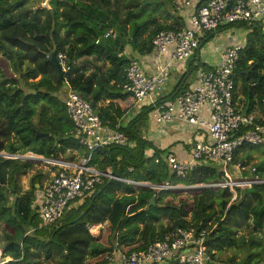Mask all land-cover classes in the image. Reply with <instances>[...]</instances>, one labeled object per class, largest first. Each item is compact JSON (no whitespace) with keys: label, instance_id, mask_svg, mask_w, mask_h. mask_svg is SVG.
Instances as JSON below:
<instances>
[{"label":"trees","instance_id":"trees-1","mask_svg":"<svg viewBox=\"0 0 264 264\" xmlns=\"http://www.w3.org/2000/svg\"><path fill=\"white\" fill-rule=\"evenodd\" d=\"M32 1L0 0V153L36 155H28L30 160L68 157L73 161L75 152L88 154L71 134L74 125L65 105L66 82L92 104L104 126L114 129L125 115L119 102L131 98L119 87L126 82V70L133 59L125 54L126 49L140 56L151 55L159 32L177 31L188 24L177 5L168 0H149L151 3L143 6L133 0H49L50 9L33 7ZM153 2L158 7L148 12ZM168 2L173 11L167 10ZM160 11L165 22L156 16ZM239 27L242 25H228L216 32ZM109 30L115 31V39H104ZM214 33L206 34L201 48ZM262 38L258 29L247 37L236 70L235 100L248 114L261 110L264 99ZM199 52L189 66L209 71L201 61L196 62ZM53 53L58 60L60 55L67 58L64 82L50 62ZM7 62L21 79L8 75ZM189 73L182 75L174 92L161 97V102L189 89ZM36 79L40 80L31 82ZM153 110L145 105L127 125L122 124L129 145L92 154L89 166L101 173L111 170L115 179L104 178L91 197L71 203L63 218L49 228L39 229L33 209L42 189L41 175L32 179L30 191L22 192L20 185L21 178L34 168L32 161L0 158L4 180L0 185V229H4L0 247L4 243L5 256L13 259L8 264H109L106 257L114 251L127 256L145 251L179 228L206 231L211 264H220L221 253L243 247L252 253L240 264L263 263L264 184L238 189V198L232 203L229 189L203 188L191 199L175 193L178 190L153 189L167 183L193 188L224 180L220 168L212 163L198 166L185 178L173 174L164 161L172 148L159 149L146 138ZM261 148L242 147L233 164H240L243 170L253 166L264 178V158L258 161L253 157ZM252 175L244 172L245 178ZM153 200L155 204L150 206ZM102 225L107 226L105 234L95 237L90 233L92 227ZM249 227H253L249 239L239 236ZM235 260L229 263L236 264ZM164 264L179 262L170 258Z\"/></svg>","mask_w":264,"mask_h":264},{"label":"built area","instance_id":"built-area-1","mask_svg":"<svg viewBox=\"0 0 264 264\" xmlns=\"http://www.w3.org/2000/svg\"><path fill=\"white\" fill-rule=\"evenodd\" d=\"M198 1L193 6V1L187 0L183 9L181 8L182 11L188 7L192 8L186 20L187 27L177 31H161L156 35L152 53L159 64L156 72L148 75L140 62L132 59L126 70V82L119 87L131 95L135 107L147 102V105L154 108L151 119L156 125L165 127L183 123L209 132L211 142L195 143L190 161L183 162L175 154H169L164 161L170 171L180 178L187 177L194 169L205 163L218 166L224 174V180L205 187L229 189L233 194L232 203L238 198V189L264 184V180L256 174L255 167H252L251 177L241 176L235 181L231 179V174L236 169L243 170L240 165L233 164L239 149L244 146L264 148V99L262 109L258 108L249 114L244 112L235 100L236 70L244 45L229 47L214 69L209 71L201 69L195 85L173 100L161 102L160 99L175 63L181 64L196 55L206 34L228 25H253L254 22H264V0ZM116 36L114 30H109L104 35V39H115ZM96 43L99 44L100 40ZM125 54L128 55L127 51ZM168 55L170 57L167 60ZM59 61L65 70L66 56L60 55ZM65 71L67 73V69ZM65 85V105L74 125L71 134L79 145L89 152V155L78 163L54 161L64 165L40 160L56 165L61 171L55 174L50 183L36 195L33 209L37 213L39 229L49 228L61 220L71 207V203H80L91 197L97 187L103 183L104 178L115 179L111 170L101 173L89 166L94 152L130 144L128 137L121 132V123L114 129L104 126L92 104L73 90L68 82ZM205 109H208L210 114L208 121L203 116ZM12 156L5 152L0 153V158L21 159ZM156 162L159 163L158 160ZM131 183L135 186L139 185ZM239 183L245 185L240 186ZM159 187L161 189H157ZM179 187L167 183L152 188L159 191L173 190L169 188L182 189ZM92 228L90 232L93 231ZM206 239V231L179 228L168 234L164 241L149 246L145 251L133 252L128 256L114 251L106 257V260L109 264H164L168 259L176 258L179 264H211L213 260L208 253ZM10 261L13 259L5 258L0 249V264H8Z\"/></svg>","mask_w":264,"mask_h":264},{"label":"rangeland","instance_id":"rangeland-1","mask_svg":"<svg viewBox=\"0 0 264 264\" xmlns=\"http://www.w3.org/2000/svg\"><path fill=\"white\" fill-rule=\"evenodd\" d=\"M133 1L135 3H138V4H142V6L144 4L151 3V1L149 2V0H133ZM168 1H172L174 4H176L177 7L179 8L178 10L180 12V10L182 11L183 6H184V3L187 0H168ZM32 6L33 7L41 6L43 8H47V9H50L51 8L50 5H49V0L43 1L41 3H38V2H36V1L33 0L32 1ZM157 7L158 6L156 5V3L153 2V4L151 6L150 5L148 6V12H150L153 9H156ZM167 10L168 11H173L170 2H168V8H167ZM156 16L158 17V19H159L160 22H165V20H164V14H163L162 11H160ZM253 25H255L257 27V29L261 32V35L263 37L262 39L264 40V22H254ZM254 29L255 28H252V27L249 28L248 25H242V27H239L238 29L237 28H233V29H229V30H226V31H218V33L216 31H214L215 33H214L213 37L209 41H207V43H205L202 46V48L200 49V52L202 53V60H204L203 55L205 53H209L210 52V53L214 54V52H217V51H220V50L225 51L227 48L230 47L229 44H228V42L225 41V36H228L231 39H235L237 42H240L241 44L245 45L246 42H247V37L254 32ZM1 57H2V55H0V58ZM191 59L190 60H187V61H185V62H183V63L180 64L182 66V68L185 69L186 72H191L188 75V83L194 82L196 80V78L198 77L199 71L201 70V69L195 70V69H193V68H191L189 66V63L191 62ZM86 60L87 59H85V61ZM89 60H87V61H89ZM82 61H84V60H82ZM211 65L213 66V64H211ZM6 67L9 70V74H8L9 76L13 75L14 78L21 79L20 75L19 74H16L13 71V64L12 63H8L7 62V66ZM85 67H87V68H89L90 70L93 71V66H91L90 63H86L85 64ZM38 80H40V79H36V80L31 81V82H36ZM20 86L23 87V82L20 84ZM24 89L25 90H28L25 87H24ZM152 126H153L152 125V120L150 118L149 122L147 123V127H148V130L147 131H148V134H149V131L151 130V127ZM148 134H146V138H148L147 137ZM178 143H181V142H178ZM184 145L186 146V144H184ZM86 153L89 155V152H86ZM28 155L31 156V157H35L36 156V155L34 156V154H32V153H28L27 156L26 155H23V156H12V157H14V158H21L23 160H30L28 158L29 157ZM83 155L84 156H88L86 154H83ZM253 157L256 160L261 161L264 158V148L255 150L253 152ZM3 159H6V158H3ZM9 159H13V158L7 157L6 160H9ZM62 159H64L63 161H65V160H68L69 158L68 157H64ZM33 160L34 161H32V163L34 164V168L32 169V171L29 173V175L27 177L21 178L20 185H21V188H22V192L30 191L31 185H32V179L34 177L41 175V183H42V189H43L46 185H48L50 183V181L53 179V176L55 174H57L59 171H61V169L59 167H57L56 165H54V164H51L50 165V164H47L44 161L35 160V159H33ZM252 167L249 166V167H247V168H245L244 170H241V171L239 169H236L231 174V176H232L231 179L233 181H235V180H238L239 178H241V176L243 178H245L244 172L245 171L246 172H248V171L252 172ZM262 179L264 180V178H262ZM227 180H228V178H227ZM37 188H39V187H37ZM179 188H182V189H178V188H169V189L178 190L175 193H177V194L179 193V194H181V196H187L189 199H191L192 196H195V195L199 194L202 191L200 189L208 188V187H205V186H196V187H193V188H184V187L180 186ZM247 188H249V187H243L240 190H245ZM157 189H161V187H159ZM190 189H192V190H190ZM196 189H199V190H196ZM92 230L93 231L90 232V233H92L93 236L97 237L100 234L103 235V234L106 233L107 226L102 225V226L93 227ZM252 230H253V227H249V228L243 229L239 233V236H244L247 239H249L250 238L249 236H250ZM3 233H4V229L1 228L0 229V237L3 236ZM4 248L5 247H4V243H3V246L0 247V249H1L4 257L6 258L5 251H4L5 249ZM117 253H119V252H117ZM251 253L252 252L248 251V249L246 247H243V249L241 251L228 250V251H225V252L221 253L220 255H218L219 256V260H220L219 263L220 264H224V263L225 264H230L229 262H230L231 259H236L235 260L236 264H240Z\"/></svg>","mask_w":264,"mask_h":264},{"label":"crops","instance_id":"crops-1","mask_svg":"<svg viewBox=\"0 0 264 264\" xmlns=\"http://www.w3.org/2000/svg\"><path fill=\"white\" fill-rule=\"evenodd\" d=\"M191 1H193V6L199 2L198 0H191ZM190 9L192 8L188 7L184 11H181V16L186 20L188 18ZM225 41L228 42L230 47L237 45V44L243 45L240 42H237L235 39L229 38L228 36H225ZM126 51L129 56L133 57V59H137L140 62L142 68L145 70V72L148 75L154 74L156 72L159 64L153 54L146 55V56H140L139 54L132 52V50L130 49L129 50L126 49ZM225 51L220 50V51L214 52V54L210 52L205 53L203 55L204 60H202L201 52H199L198 55L200 56L201 64L206 66L207 70H212L220 63L221 57ZM169 57L170 56L168 55L166 59L168 60ZM211 64H213V66ZM184 73H186L185 69H183L179 63H175L174 67L171 69V75L164 87V92L162 94L163 95L162 97L174 92L175 88L177 87ZM195 83H196V80L190 84L189 89L193 87ZM119 104L125 111V115H124L123 120L121 121V124L127 125V122L131 121L141 111V108L147 105V102L143 103L141 106L135 107L133 99L129 98L126 101L119 102ZM209 115L210 114L208 112V109H205L203 112V116L205 117L207 121L209 120ZM152 125L153 126L151 127L149 134L148 132L146 133L148 134L147 135L148 139L154 142L156 147H158L159 149L172 148L171 149L172 154H175L177 158L183 162H186V161L188 162L191 160L193 146L195 143L202 142V143L208 144L211 142L210 135L207 130L205 131V130L195 129L188 124L184 125L183 123H175L174 125H168V126L162 127V126L156 125L154 121H152ZM178 142H181V143H178ZM183 143L186 144V146ZM73 155L75 157L73 161H70V160H65V161L69 163H78L83 157H85L83 154H79L76 152ZM47 161L54 162L50 160H47ZM55 163H58V162H55ZM138 186L147 187L149 186V184L139 183Z\"/></svg>","mask_w":264,"mask_h":264},{"label":"water","instance_id":"water-1","mask_svg":"<svg viewBox=\"0 0 264 264\" xmlns=\"http://www.w3.org/2000/svg\"><path fill=\"white\" fill-rule=\"evenodd\" d=\"M249 28H255L257 29V27L255 25H248ZM197 63H199L200 61V56L198 55L197 57ZM50 62L51 64L54 66L58 76H59V79L61 82H64L65 79H66V71L63 69V66L62 64L60 63V61L57 59V56L56 54H52L51 57H50ZM43 136V135H42ZM48 136V135H46ZM4 184V180H3V176H2V163L0 162V185H3ZM39 187V186H38ZM155 204V200H153L150 204V206L154 205Z\"/></svg>","mask_w":264,"mask_h":264},{"label":"bare ground","instance_id":"bare-ground-1","mask_svg":"<svg viewBox=\"0 0 264 264\" xmlns=\"http://www.w3.org/2000/svg\"><path fill=\"white\" fill-rule=\"evenodd\" d=\"M239 185L241 186V185H243V183H239ZM190 190H192V189H190Z\"/></svg>","mask_w":264,"mask_h":264},{"label":"clouds","instance_id":"clouds-1","mask_svg":"<svg viewBox=\"0 0 264 264\" xmlns=\"http://www.w3.org/2000/svg\"><path fill=\"white\" fill-rule=\"evenodd\" d=\"M6 257L10 258L9 256H6Z\"/></svg>","mask_w":264,"mask_h":264}]
</instances>
